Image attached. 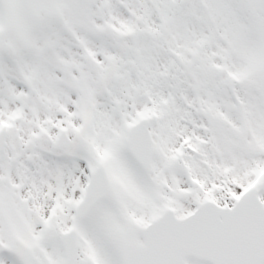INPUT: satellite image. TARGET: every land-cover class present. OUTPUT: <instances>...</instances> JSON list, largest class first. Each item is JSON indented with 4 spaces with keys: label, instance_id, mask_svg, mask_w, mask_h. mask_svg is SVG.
I'll return each instance as SVG.
<instances>
[{
    "label": "rangeland",
    "instance_id": "obj_1",
    "mask_svg": "<svg viewBox=\"0 0 264 264\" xmlns=\"http://www.w3.org/2000/svg\"><path fill=\"white\" fill-rule=\"evenodd\" d=\"M139 116L156 188L124 145ZM0 128V264H23L12 244L64 262L56 232L95 163L110 194L76 224L78 261L121 264L122 241L140 242L127 211L153 214L156 189L179 213L230 207L257 174L264 193V0H0Z\"/></svg>",
    "mask_w": 264,
    "mask_h": 264
},
{
    "label": "water",
    "instance_id": "obj_2",
    "mask_svg": "<svg viewBox=\"0 0 264 264\" xmlns=\"http://www.w3.org/2000/svg\"><path fill=\"white\" fill-rule=\"evenodd\" d=\"M227 82H230V81L229 80H225L223 83H227ZM147 139H148V134H147V137H146V145H148ZM63 143H64V137H62V139L60 140L59 144H57V145L59 146V145H62ZM129 146H131L130 143H129L128 147ZM132 147H133V149H135L134 144H132ZM232 220L239 221L240 219H238L236 217H233ZM234 227H236V223L230 222L229 224L224 225V227H222V229H221L222 231L221 232L222 233H224V232L225 233H231L233 235H236V232L234 231ZM221 247H223V246H221ZM221 247H220L221 252L216 254L214 256V258L211 259L213 264H219L220 262H224L225 259H228L229 261H232V262L236 261V264L237 263L238 264H247V262H249V261L253 262L252 264H254L253 260H255L257 262L256 264H261L262 261L264 260V244H262V243L259 246L256 245L255 248L252 247V248H248V249L245 248V247H240V248L237 247V248H235V246L230 245L231 248L230 247L228 248L230 252H229V255H228L227 258H225V254H224L223 249ZM226 250L227 249H225V251ZM68 251L69 250H67V253H68ZM70 252H72V253L70 255L68 254V259L71 258L69 256H72V258H74V256H75V250L72 249V250H70Z\"/></svg>",
    "mask_w": 264,
    "mask_h": 264
}]
</instances>
